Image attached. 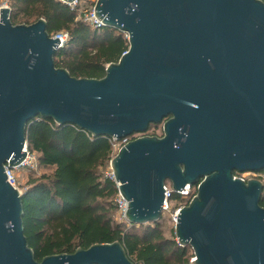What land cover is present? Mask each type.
I'll use <instances>...</instances> for the list:
<instances>
[{"label":"water","instance_id":"water-1","mask_svg":"<svg viewBox=\"0 0 264 264\" xmlns=\"http://www.w3.org/2000/svg\"><path fill=\"white\" fill-rule=\"evenodd\" d=\"M8 15L1 7L0 264H140L117 240L35 259L23 192L4 165L23 160L37 116L115 140L162 122L161 135L136 136L109 161L124 219L157 221L166 180L174 193L196 184L174 224L191 262L264 264V184L234 174L264 170L262 0H97L94 15L128 41L101 78L55 66L59 41L43 18L14 25Z\"/></svg>","mask_w":264,"mask_h":264},{"label":"trees","instance_id":"trees-1","mask_svg":"<svg viewBox=\"0 0 264 264\" xmlns=\"http://www.w3.org/2000/svg\"><path fill=\"white\" fill-rule=\"evenodd\" d=\"M8 7L14 25L43 18L49 35L68 32L54 62L76 78L103 77L106 65L128 49L123 32L91 26L83 21L78 6L72 8L60 0H8ZM152 125L142 134L154 135L149 133ZM111 142V137L93 136L70 123L57 124L40 116L27 122V151L35 156L37 166L51 169L30 178L22 195L24 235L35 259L117 240L130 259L140 264H193L190 246L179 245L174 233L164 236L160 218L138 225L112 217L118 189L105 172L112 158ZM171 199L179 207L187 203L178 194ZM259 203L264 207V192Z\"/></svg>","mask_w":264,"mask_h":264},{"label":"built area","instance_id":"built-area-1","mask_svg":"<svg viewBox=\"0 0 264 264\" xmlns=\"http://www.w3.org/2000/svg\"><path fill=\"white\" fill-rule=\"evenodd\" d=\"M60 1L66 3L67 5H69L72 8H77V6H78L79 8L77 10H79V13H81L83 21H85L86 23H89L91 26L103 25L102 21L99 20L94 15V5H95V2L97 0H89L90 1V7H85L83 9H81L79 6L80 0H72V1L60 0ZM1 7H8V0H5V2L2 5H0V8ZM50 36L53 38L57 37V39L59 41L57 43V50H59L60 48H62L64 46V43L67 41L68 32L60 31V32L54 33ZM126 51L127 50L123 51L120 55H123L124 53H126ZM139 135H143V134H139V133L137 134L136 133L133 135L126 136L120 140H115L112 138V142H111L112 152L115 154L119 150V148L121 146H123L127 141H129L130 139H132L136 136H139ZM23 149L26 151V155L19 164L15 165L13 167H9L7 164L4 165V172L6 175V181L11 186L18 189V191H20V189L17 186L16 170L21 169L22 167H25V166L29 167V168H34L35 162H36L35 156L27 151L26 143H25ZM106 174L108 177H110L111 179L114 180L113 175H112V171H109ZM237 176L241 179H244V180L246 179L240 175H237ZM163 188H164V200L162 203V211L166 210L169 207V205L171 203L170 197L172 194H178L181 197V199H185L188 202L195 195L197 185L196 184L195 185L186 184L183 188L180 189V191L178 193L172 192L170 184H166V182L164 183ZM116 205H117V208L122 215V218H124V213H125V209H126V201L121 197L119 192L117 194V204ZM179 209H180V207H178L174 212L175 218H176V215H177ZM175 218H174V221H175Z\"/></svg>","mask_w":264,"mask_h":264},{"label":"rangeland","instance_id":"rangeland-1","mask_svg":"<svg viewBox=\"0 0 264 264\" xmlns=\"http://www.w3.org/2000/svg\"><path fill=\"white\" fill-rule=\"evenodd\" d=\"M4 2H5V0H0V5H2ZM79 6L81 9H83L85 7H90V1L89 0H80ZM149 133H154V135H160L162 133V123L150 126ZM134 134H136V133H134ZM113 155H114V153H112V157H113ZM50 171H51V169H49V168L37 166L36 162H35L34 168H29L26 166L22 167L21 169L16 170L17 186L20 189V191L23 192L25 190V188L27 187L28 181L30 178H36L43 173H50ZM109 171H111V168H110V165L108 163L105 172L108 173ZM238 175H240L246 179L258 178L264 184V171H263V173L244 171L242 173H238ZM165 182H166V184H170V182L168 180H166ZM263 192H264V188H263ZM170 202L171 203H170L169 207L166 210L162 211L161 216H160V226H161V229H162L164 236H166V237H170L171 234L174 233V224H175L174 212L180 206L179 202L173 201V199H171ZM113 203L117 204V197H115V199L113 200ZM111 215L116 221H125V219L122 218V215H121V213L117 207L112 212ZM189 252H191V250Z\"/></svg>","mask_w":264,"mask_h":264},{"label":"flooded vegetation","instance_id":"flooded-vegetation-1","mask_svg":"<svg viewBox=\"0 0 264 264\" xmlns=\"http://www.w3.org/2000/svg\"><path fill=\"white\" fill-rule=\"evenodd\" d=\"M161 123H162V122H161ZM159 124H160V123H159ZM161 134H162V133H161ZM161 134H160V135H161ZM263 171H264V170L260 171V173H262Z\"/></svg>","mask_w":264,"mask_h":264}]
</instances>
